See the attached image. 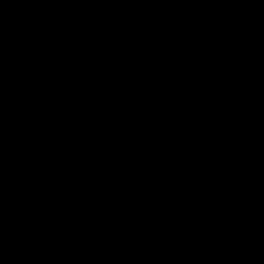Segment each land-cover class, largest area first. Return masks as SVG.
Masks as SVG:
<instances>
[{"label": "water", "instance_id": "95a60500", "mask_svg": "<svg viewBox=\"0 0 264 264\" xmlns=\"http://www.w3.org/2000/svg\"><path fill=\"white\" fill-rule=\"evenodd\" d=\"M0 264H264V0H0Z\"/></svg>", "mask_w": 264, "mask_h": 264}]
</instances>
